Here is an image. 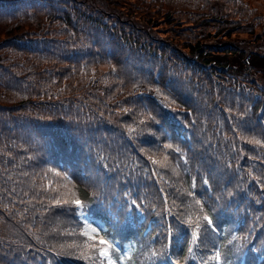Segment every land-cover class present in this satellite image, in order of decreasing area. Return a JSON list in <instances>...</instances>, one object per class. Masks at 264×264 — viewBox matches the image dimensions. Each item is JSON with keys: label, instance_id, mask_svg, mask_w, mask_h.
Listing matches in <instances>:
<instances>
[{"label": "trees", "instance_id": "trees-1", "mask_svg": "<svg viewBox=\"0 0 264 264\" xmlns=\"http://www.w3.org/2000/svg\"><path fill=\"white\" fill-rule=\"evenodd\" d=\"M0 32V264H92L75 199L233 264L231 223L264 227V0H0Z\"/></svg>", "mask_w": 264, "mask_h": 264}, {"label": "snow or ice", "instance_id": "snow-or-ice-1", "mask_svg": "<svg viewBox=\"0 0 264 264\" xmlns=\"http://www.w3.org/2000/svg\"><path fill=\"white\" fill-rule=\"evenodd\" d=\"M255 143L259 144L260 141H255ZM169 147H171L169 145ZM205 183H207V181H205ZM56 203L58 205H62V204H68L69 201L67 200H62V199H56ZM72 204H74L78 209H82L84 204L81 200L79 199H75L73 201H71ZM197 203H199V201H197ZM140 208V205L137 204L136 200H131L128 202V215H132L133 214V210L134 209H139ZM99 211V210H98ZM203 220L206 221L207 225L209 227H211L213 224H214V221L207 215H204L203 216ZM197 228L200 227L199 223H197L196 225ZM215 230V229H213ZM91 232L93 234H96V229L95 228H92L91 229ZM82 235H85V236H89V233L88 231H85L82 233ZM169 235H171V232L169 233ZM193 237L194 239L198 238V234L196 232H193ZM92 237H90L91 239ZM233 239H236V237H233ZM100 243L101 245H103V247H100L97 251H98V256L96 257V259H99L100 260V264H104L105 261H107V264H119V260L118 258L117 259H113V243L112 242H109L108 240L104 239V238H101L100 240ZM89 249H93L95 248V245L93 244H89L87 246ZM189 251H191V249H189ZM80 256L81 258H84V259H91L90 256H88L85 252L81 251L80 253ZM217 259H219V253H217ZM92 264H95V260H92Z\"/></svg>", "mask_w": 264, "mask_h": 264}, {"label": "rangeland", "instance_id": "rangeland-1", "mask_svg": "<svg viewBox=\"0 0 264 264\" xmlns=\"http://www.w3.org/2000/svg\"><path fill=\"white\" fill-rule=\"evenodd\" d=\"M35 27H42V25H37V26H35ZM43 28V27H42ZM2 33L0 32V39H2V38H4V37H7V36H3V35H1ZM89 231H91V229H89V228H87Z\"/></svg>", "mask_w": 264, "mask_h": 264}]
</instances>
